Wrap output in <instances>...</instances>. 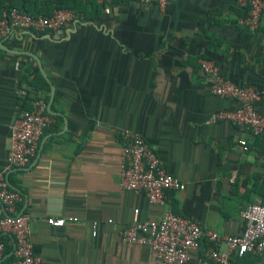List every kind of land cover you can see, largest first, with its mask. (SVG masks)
<instances>
[{"label":"crops","instance_id":"1","mask_svg":"<svg viewBox=\"0 0 264 264\" xmlns=\"http://www.w3.org/2000/svg\"><path fill=\"white\" fill-rule=\"evenodd\" d=\"M106 9L56 31L15 30L0 42L37 56L50 82L37 94L51 118L37 153L25 166L9 167V126L29 90L19 84L20 69L36 62L0 47V173L20 194L16 212L31 217L40 264H163L149 247L121 240L135 210L140 222L169 211L225 237L243 231V208L264 205V140L210 121L239 103L213 95L201 70V61L211 60L225 80L262 92L256 106L264 116V19L255 31L239 27L246 12L234 0H170L164 7L121 0ZM124 131L141 137L184 184L163 205L122 188ZM50 217L77 222L55 228ZM0 239L13 249L9 234ZM205 245L186 264H199ZM11 253L0 264H11ZM240 261L264 264L252 253Z\"/></svg>","mask_w":264,"mask_h":264},{"label":"built area","instance_id":"2","mask_svg":"<svg viewBox=\"0 0 264 264\" xmlns=\"http://www.w3.org/2000/svg\"><path fill=\"white\" fill-rule=\"evenodd\" d=\"M140 4H156L164 7L170 0H137ZM245 9V15L238 18L239 27L255 31L264 19V0H234ZM106 12L108 10L106 9ZM77 15L72 10H55L49 17L32 16L16 8L0 10V42L7 39L15 30H33L39 33L56 31L72 23ZM203 74L210 77V92L219 97L229 98L239 103L236 110L218 112L210 121L231 122L249 131L253 138L264 140V116L256 103L262 92L253 87L237 86L225 80L219 67L211 60L201 61ZM51 123L46 112V103L37 100L32 110L24 113L9 126L10 147L6 161L9 167H23L36 155L40 138ZM247 150L245 141L241 142ZM121 186L127 191L143 192L149 202L163 205L168 192H179L184 184L173 175L164 171L156 152L148 147L143 139L131 132H122L121 147ZM20 194L8 187L3 173H0V206L4 216L0 218V232L9 234L13 239L11 264H40L34 256L30 240L31 217L17 213ZM138 210L134 211L131 224L120 232L125 243L149 247L163 264H186L192 252L199 250L204 243L199 264H232L234 255L244 256L252 253L264 260V205L250 204L240 211L244 229L239 235L221 237L213 231L203 230L195 221L166 212L158 221L137 220ZM73 217L47 218L46 223L62 228L75 223ZM111 223V221H108ZM98 222L91 223V235L97 236ZM226 245L225 251L219 244ZM5 246L0 242V259L4 256Z\"/></svg>","mask_w":264,"mask_h":264},{"label":"trees","instance_id":"3","mask_svg":"<svg viewBox=\"0 0 264 264\" xmlns=\"http://www.w3.org/2000/svg\"><path fill=\"white\" fill-rule=\"evenodd\" d=\"M121 0H0V10L3 8H16L19 11L32 16H46L52 15L55 10H72L77 19L98 17L105 11L107 6L115 5ZM32 32L38 33L31 30ZM21 77L19 84H26L29 90H26L24 98L20 100L19 111L23 115L32 110L33 103L40 100L37 94L39 91H48L49 86L42 77L36 64L32 61L30 65L21 67ZM33 95V97H30ZM46 103V99L44 100ZM32 103V105H31ZM0 242L1 239H0ZM12 252V248H6L4 255ZM245 256V255H244ZM234 255L231 262L232 264H241L240 260L244 258ZM6 261H13V256L6 258Z\"/></svg>","mask_w":264,"mask_h":264},{"label":"water","instance_id":"4","mask_svg":"<svg viewBox=\"0 0 264 264\" xmlns=\"http://www.w3.org/2000/svg\"><path fill=\"white\" fill-rule=\"evenodd\" d=\"M0 47H1L3 50H5L6 52H8V53L15 54V55H24V56H28V57L32 58V59L36 62L37 67H38L39 72H40V74L42 75V77L46 80V82H47L48 84H50L49 79H48V77L45 75L44 70H43V67H42V65H41V62H40V60L38 59L37 56H35V55L31 54V53H28V52L14 51V50H11V49H8V48H5V47L2 45V43H0ZM51 92L53 93V88H52V87H51ZM47 113L50 114L49 107L47 108ZM8 186H9V185H8ZM9 187H10V186H9ZM11 255H12V253H11Z\"/></svg>","mask_w":264,"mask_h":264}]
</instances>
